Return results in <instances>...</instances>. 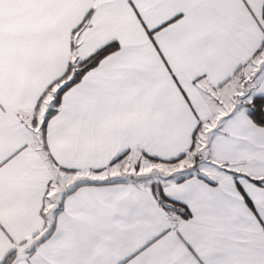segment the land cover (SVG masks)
I'll use <instances>...</instances> for the list:
<instances>
[{
	"label": "snow or ice",
	"instance_id": "obj_1",
	"mask_svg": "<svg viewBox=\"0 0 264 264\" xmlns=\"http://www.w3.org/2000/svg\"><path fill=\"white\" fill-rule=\"evenodd\" d=\"M0 264H264V0H0Z\"/></svg>",
	"mask_w": 264,
	"mask_h": 264
}]
</instances>
